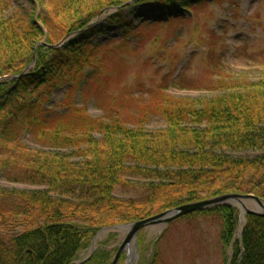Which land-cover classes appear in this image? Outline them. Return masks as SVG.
Wrapping results in <instances>:
<instances>
[{
    "label": "trees",
    "instance_id": "16d2710c",
    "mask_svg": "<svg viewBox=\"0 0 264 264\" xmlns=\"http://www.w3.org/2000/svg\"><path fill=\"white\" fill-rule=\"evenodd\" d=\"M131 1L51 0L54 7L46 8L43 0H32L39 15L33 7L25 21L17 11L2 16L6 3L0 2V77L7 76L0 82V175L45 186L38 191L0 188V227L11 231L5 237L0 228V264H74L103 227L228 193L264 201V80L223 79L217 96L201 99H174L159 92L162 97H154L155 103L146 108L164 120L165 126L155 131L145 130L144 115L133 126L119 116L92 120L79 115L72 102L64 108L82 125L50 122L52 111L44 105L51 93L65 86L66 97L76 94L88 80L84 70L95 69L102 59L93 43L104 27L89 22L113 7L117 11L101 14L100 20L131 29L122 19L124 9L145 0ZM149 1L160 8L158 16L169 20L203 0ZM33 59L34 67L24 73ZM26 132L38 139L48 136L46 145L55 150L29 149L21 140ZM63 148L69 152L61 153ZM248 150L260 154L247 158L225 153ZM126 175L138 180L130 184L141 191L137 199L114 194L117 186L131 183ZM192 216L218 221L220 244L231 248L225 263L264 264L263 217L246 215L238 239L235 207L218 205L181 218ZM154 250L141 264H157ZM112 256L97 243L80 264H110Z\"/></svg>",
    "mask_w": 264,
    "mask_h": 264
},
{
    "label": "rangeland",
    "instance_id": "374dc122",
    "mask_svg": "<svg viewBox=\"0 0 264 264\" xmlns=\"http://www.w3.org/2000/svg\"><path fill=\"white\" fill-rule=\"evenodd\" d=\"M146 1L124 9L122 19L131 23V29L122 30L119 24L100 20L101 14L113 15L118 9L113 7H105L89 22L88 26L104 27V33L93 43L97 56L102 59L99 57L101 61L95 69L84 70L88 80L82 82L76 94L66 97L65 86L51 93L44 105V109L52 111L50 122L82 125L80 119L64 108L72 102L79 109V115L92 120H111L119 116L127 123L131 121L128 124L133 126V122L144 115L145 130L155 131L165 126L164 120L146 108L155 103L154 97H162L159 92L174 99H201L217 96L222 89L218 88L219 82L223 79L232 83L241 79L264 80V0L198 1L190 5L189 12L169 20L158 16L160 8L155 2ZM0 2L6 3L5 7L0 3L5 8L2 16L17 11L25 21L36 6L33 13L39 15L40 9L36 3L32 5V0ZM43 3L46 8L55 5L51 0H43ZM73 36L75 33L68 35L69 39ZM45 41L46 35L40 45ZM93 135L100 138L98 133ZM46 139L48 136L38 139L28 132L21 136L29 149L54 151L55 148L46 145ZM59 151L67 153L69 149ZM225 153L247 158L260 154L253 150ZM124 178L131 183L117 186L115 196L124 200L140 197L141 191L130 185L138 180L127 175ZM0 188L38 191L45 186L10 181L0 175ZM0 228L5 237L10 236L11 231L6 226ZM15 229L21 230L20 227ZM219 229L216 219L196 216L175 219L163 229L156 225L147 227L137 236L140 252L136 264L149 259L154 247V251H158L157 264H228L225 258L230 256L231 248L225 249L220 244ZM124 237L123 232L111 231L102 233L97 243H103L114 255ZM155 240L158 242L154 243ZM87 253V250L79 253L77 261ZM122 256L118 264H127L124 254Z\"/></svg>",
    "mask_w": 264,
    "mask_h": 264
},
{
    "label": "water",
    "instance_id": "95a60500",
    "mask_svg": "<svg viewBox=\"0 0 264 264\" xmlns=\"http://www.w3.org/2000/svg\"><path fill=\"white\" fill-rule=\"evenodd\" d=\"M1 80L2 78H0V81ZM218 205H231L238 209L239 226L237 233L239 236L242 227L245 224V215H256L264 218V201L252 194L228 193L200 201L185 203L144 219L102 228L92 238L87 256L81 261H76L74 264H80L87 260L95 250L98 237L102 233H108L111 231L123 232L125 233V237L118 245L113 257L111 258L110 264H118L122 254L125 255L127 264H136L138 260L137 236L140 231L155 225L163 229L165 225L184 215Z\"/></svg>",
    "mask_w": 264,
    "mask_h": 264
}]
</instances>
